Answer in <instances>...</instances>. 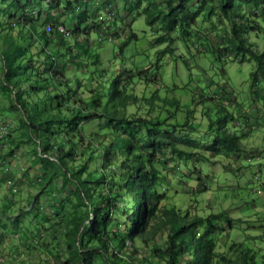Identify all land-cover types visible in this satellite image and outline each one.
Returning <instances> with one entry per match:
<instances>
[{
    "label": "trees",
    "instance_id": "obj_1",
    "mask_svg": "<svg viewBox=\"0 0 264 264\" xmlns=\"http://www.w3.org/2000/svg\"><path fill=\"white\" fill-rule=\"evenodd\" d=\"M88 2L91 0H0V26L7 30L0 29V102L1 99L8 102L7 108L3 106L0 110L4 114L8 109L11 119V113H15L12 126L22 127L25 139L35 143L32 162L41 170L37 173L40 181L53 185L46 193L43 190L34 196L30 210L21 207L15 214H0L3 220H0V264L22 254L19 250L14 255L4 252L9 234L22 239L27 249L37 251L39 257L34 264H264V254L258 259V251L234 238L224 244L226 251L217 250L223 230L233 224L227 211L203 215L193 213L189 206L164 203L169 198L168 189L175 187L183 175L202 179L199 164L207 158L205 153L231 156L244 151L241 142L244 125L254 127L260 117L255 102L249 105L254 104L258 113L252 110L254 114L241 116L238 113L245 104L238 99L233 103L234 98L226 88L208 96L220 113L207 128L210 132L216 130L210 138H206L207 134L199 140L182 137L177 125L168 126L167 118L134 114L128 119L132 126L129 130H113L118 148L110 138L104 144L105 135H99L95 128L86 131L85 124L105 118L102 125L114 128L127 120L114 104L104 103L106 76L98 68L102 61L83 36L90 28H96V39L114 40L126 25L116 7L107 10L116 0H94L90 13ZM96 5H102L103 13H98ZM41 7L47 8V13L41 23H35L41 19ZM56 8L62 9L61 14L71 13V21L51 12ZM125 10L132 20L144 15L146 23L155 26L158 35L152 44L165 45L161 54H173L175 40H180L186 49L207 47L203 51L209 49L220 60L230 52L240 61L254 62L252 82L264 81V49H254L246 36L264 28L260 23L261 18L264 22V0H127ZM199 18L208 21L211 29L221 25L224 33L220 32L215 46L210 45ZM89 19L92 21L88 22ZM59 24L68 26L74 37L72 45L66 42L65 35L46 32L47 25ZM14 26L18 27V42L11 34ZM22 29H26L25 35ZM136 36L129 28L120 43V51ZM53 39L59 42L55 51H50L47 45ZM33 40L44 50L42 63L28 54ZM82 56L90 60L78 61ZM89 64L92 65L87 73L90 78H86L84 72ZM138 74L146 81L157 80L156 75L148 76L144 69ZM122 77V73L117 77L112 75L108 81L112 97L125 84L121 83ZM225 99L229 102L223 103ZM191 114H186L187 126ZM233 120L238 124L234 125ZM229 121L233 128L240 129L239 135L227 131ZM10 132L11 126L3 133L0 130V135L7 139ZM197 149H203V153ZM89 164L92 171L88 170ZM185 169L189 171L186 173ZM8 170V166L0 167L2 174ZM12 178L22 180L10 174L1 179L11 195L17 192L7 184ZM197 191L198 188L192 192ZM72 194L76 197L72 198ZM28 214L35 218L32 222L25 220ZM219 220L224 223L220 225ZM247 235L264 243V232ZM259 248L263 251L264 247ZM20 261L32 264L23 256Z\"/></svg>",
    "mask_w": 264,
    "mask_h": 264
},
{
    "label": "rangeland",
    "instance_id": "obj_2",
    "mask_svg": "<svg viewBox=\"0 0 264 264\" xmlns=\"http://www.w3.org/2000/svg\"><path fill=\"white\" fill-rule=\"evenodd\" d=\"M92 2L94 3V0L88 2V13L94 8ZM117 3L119 7L117 13L123 16L122 19L126 25L125 30L123 32L120 31V37L114 40L104 38L98 40L96 39V28H90L86 31V36L84 35L83 39L89 42V47L95 49L102 61V63L98 64V68L106 76L104 103L114 104L120 115L125 116L127 122L124 123L122 120L113 128L102 125L105 118H95L85 124V130L88 131L91 128H95L99 135H105L104 144L112 140L117 149L119 143L113 130H129L132 126L128 123V119L134 114L136 116L152 114L157 115L161 120L167 118L168 126L177 125L182 137L189 136L191 139L199 140L204 134H207L206 138H210L216 133V130L210 132L207 128L209 123L220 115L217 108L208 100V96L215 93L218 94L222 92L223 88H226L231 94L230 97L234 98L233 103H236L238 99L239 102L245 104V107L241 108L243 110L238 113L241 116L248 115L252 110L255 111L254 104H252L253 106L249 105L255 102L260 117L256 126L251 127L248 123L244 125V136L241 140L245 146L244 151H241L239 155L232 153L231 156H212L210 153H205L207 158H205L203 163L199 164L202 179L196 180V176H194L195 179L187 178L183 175L179 183L176 182L175 187L168 189L169 198L164 203L167 205H178L179 207L189 206L193 213L203 215L216 214L223 210L227 211L229 216L233 218V224L229 229L223 230L224 232H222L217 241V250L226 251L224 244L226 242L230 243L232 241L231 238H234L236 242H242V245H250L254 251H258L257 258H261L264 254V248L262 251L260 248L258 249V246L264 247V243L251 239L247 235L264 232V81L259 79L257 83L252 82L250 74L253 71L254 62L240 61L239 58L234 57L230 52L226 54L225 58L220 60L209 49L206 52L203 51L207 47L194 50L192 46H189V49H186L180 40L173 42L175 54H161L160 51L165 45L152 44V40L158 35V31L154 30L155 26L151 27L148 25L144 15H137L132 20L125 10L127 0L118 1ZM95 7L98 13H103L102 5H96ZM41 9V19L36 20L35 23H41L47 13V8L41 7ZM109 11H111L110 8ZM51 12L59 14L60 18L66 21H71L72 14H61L63 12L61 8H56L51 10ZM217 19L215 20L217 21ZM199 20L202 22L200 23L201 26L206 29V37L210 45L212 47L215 46L222 31L220 29L221 25L218 24L215 29H211L208 21L202 20V18H199ZM261 20L260 23L264 27L263 19L261 18ZM90 21L92 20L89 19L88 22ZM129 23L130 26H127ZM129 28L137 36L124 45L120 51V43L125 39ZM0 29L2 30L3 28L0 26ZM3 31L7 30L3 29ZM34 31L33 28L32 33ZM17 32L18 27L14 26L11 34L14 36V40L18 42ZM26 33V29H22V35ZM173 36H175V33H173ZM246 36L247 40L254 46V49H264V28L258 33L249 32ZM65 37L66 42L72 45L74 37L72 35ZM21 41L24 42L23 49H25L26 38L23 37ZM33 41L28 48V54L34 60L39 59V62L42 63L44 50H42L41 45L37 41ZM58 42V39L51 40L47 45L48 49L55 51ZM58 49L61 52L63 46L60 45ZM81 60L87 62L90 59L87 56H82L78 61ZM91 68L92 65L89 64L84 72L86 78H90L88 71H91ZM141 69L146 70L148 76L156 75L157 80L146 81L142 79L138 74ZM120 73L123 75L121 83L125 84L120 87L119 94L112 97L110 89H108V81H110L112 75L117 77ZM128 75H132L131 78H126ZM90 84L94 86L96 83H86V85ZM83 87L85 89V86ZM225 100L223 103L228 101V99ZM7 103L6 100L1 99L0 107L4 106L7 108ZM150 107L151 111H149ZM7 110L4 111V114L0 110V130H2V133L11 126V132L6 136L8 137L7 139H4L5 135H0V167L8 166L9 169L7 173L2 174L0 172L1 215L4 212L8 215L15 214L21 207H27L30 210L33 206L30 205V202L31 200L34 201V196H38L43 190H45L43 193H46L49 187L53 186L48 183L43 184L40 181V175L37 173L41 170L36 168L38 164L34 165L32 162V150L35 148V143L32 140L25 139L26 134L23 133L22 127L18 126V129H15V126H12L16 120V115L11 113L12 120L10 112ZM258 111L255 112L258 113ZM188 113L192 114L187 126L185 118ZM233 124L237 125L238 122L233 120ZM226 129L227 131L233 130L238 135L241 133L238 127H232L231 121L227 123ZM144 135H147V130L144 131ZM195 151L203 153V149ZM124 155H128L126 151ZM96 157H99L98 153ZM75 160L77 161L78 159ZM98 161L97 158L95 163L97 171L99 170ZM92 168L93 166L89 164L88 170L92 171ZM117 171L119 170L117 169ZM185 171L187 173L189 170L185 169ZM8 174L22 177L20 181L12 178L14 182H19L17 183V192L12 195L9 193L10 190H8L5 183L2 184L3 181L1 180L2 177ZM58 176L56 177L58 178ZM196 188H198V191L195 194L192 191H196ZM73 197L76 196L72 194ZM194 201L196 202L195 204H193ZM71 202H74V200H71ZM24 217L29 222L35 219L32 214ZM38 219L42 220L41 217H38ZM23 223L24 225L26 224L25 221ZM223 223L224 221L219 220L220 225ZM21 240L16 235L9 234V240L3 248L4 252L8 255H14L15 251L19 250L22 254H18L20 257L17 256V259H4L3 264H21L20 258L22 256L27 258L32 264L38 260L37 251L35 249H27L25 245H22L23 242ZM54 243L58 244L57 241ZM152 259L153 256L149 258L151 261Z\"/></svg>",
    "mask_w": 264,
    "mask_h": 264
},
{
    "label": "built area",
    "instance_id": "obj_3",
    "mask_svg": "<svg viewBox=\"0 0 264 264\" xmlns=\"http://www.w3.org/2000/svg\"><path fill=\"white\" fill-rule=\"evenodd\" d=\"M120 1V0H116V3H113L110 5V9L111 11L116 7V9H118L119 7L117 6V2ZM116 4V6H115ZM109 8L107 9L109 11ZM113 13V12H112ZM46 32L50 35H53L54 33H58V34H61V35H70V30L68 28V26H65V25H62V24H59L57 25L56 27H52L50 25H47L46 28H45ZM227 103V102H226ZM7 184L9 187H11V190L12 191H15L17 190L18 186H17V183L15 184V182H13L11 179H8L7 180Z\"/></svg>",
    "mask_w": 264,
    "mask_h": 264
},
{
    "label": "clouds",
    "instance_id": "obj_4",
    "mask_svg": "<svg viewBox=\"0 0 264 264\" xmlns=\"http://www.w3.org/2000/svg\"><path fill=\"white\" fill-rule=\"evenodd\" d=\"M16 236H17V235H16ZM24 244H25V243H24ZM24 244H23V245H24Z\"/></svg>",
    "mask_w": 264,
    "mask_h": 264
},
{
    "label": "bare ground",
    "instance_id": "obj_5",
    "mask_svg": "<svg viewBox=\"0 0 264 264\" xmlns=\"http://www.w3.org/2000/svg\"><path fill=\"white\" fill-rule=\"evenodd\" d=\"M183 128V127H182Z\"/></svg>",
    "mask_w": 264,
    "mask_h": 264
},
{
    "label": "crops",
    "instance_id": "obj_6",
    "mask_svg": "<svg viewBox=\"0 0 264 264\" xmlns=\"http://www.w3.org/2000/svg\"><path fill=\"white\" fill-rule=\"evenodd\" d=\"M8 111V110H7Z\"/></svg>",
    "mask_w": 264,
    "mask_h": 264
}]
</instances>
